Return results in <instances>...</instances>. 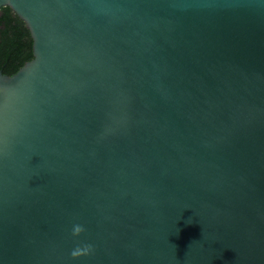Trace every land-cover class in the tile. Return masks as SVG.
<instances>
[{"label":"water","instance_id":"obj_1","mask_svg":"<svg viewBox=\"0 0 264 264\" xmlns=\"http://www.w3.org/2000/svg\"><path fill=\"white\" fill-rule=\"evenodd\" d=\"M3 6L0 264H264V0Z\"/></svg>","mask_w":264,"mask_h":264},{"label":"trees","instance_id":"obj_2","mask_svg":"<svg viewBox=\"0 0 264 264\" xmlns=\"http://www.w3.org/2000/svg\"><path fill=\"white\" fill-rule=\"evenodd\" d=\"M0 17V70L13 74L32 58V38L25 23L8 6Z\"/></svg>","mask_w":264,"mask_h":264},{"label":"clouds","instance_id":"obj_3","mask_svg":"<svg viewBox=\"0 0 264 264\" xmlns=\"http://www.w3.org/2000/svg\"><path fill=\"white\" fill-rule=\"evenodd\" d=\"M85 231V228L81 224H75L72 228V236H79L81 233ZM93 251V246L91 244L85 243L83 246L77 245L74 250L70 253L73 258H77L80 256L89 255Z\"/></svg>","mask_w":264,"mask_h":264},{"label":"flooded vegetation","instance_id":"obj_4","mask_svg":"<svg viewBox=\"0 0 264 264\" xmlns=\"http://www.w3.org/2000/svg\"><path fill=\"white\" fill-rule=\"evenodd\" d=\"M3 13H4V9H2V7H0V17L3 15ZM0 26H1V24H0Z\"/></svg>","mask_w":264,"mask_h":264}]
</instances>
